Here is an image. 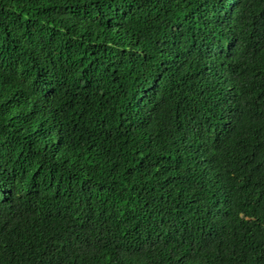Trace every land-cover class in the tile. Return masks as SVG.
<instances>
[{"label":"trees","instance_id":"obj_1","mask_svg":"<svg viewBox=\"0 0 264 264\" xmlns=\"http://www.w3.org/2000/svg\"><path fill=\"white\" fill-rule=\"evenodd\" d=\"M0 264H264V0H0Z\"/></svg>","mask_w":264,"mask_h":264}]
</instances>
